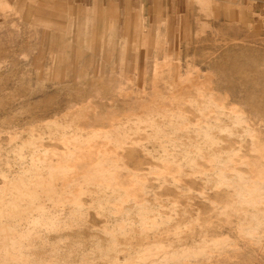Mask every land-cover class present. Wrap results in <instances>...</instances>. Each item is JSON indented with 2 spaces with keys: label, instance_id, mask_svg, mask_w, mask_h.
I'll list each match as a JSON object with an SVG mask.
<instances>
[{
  "label": "rangeland",
  "instance_id": "1",
  "mask_svg": "<svg viewBox=\"0 0 264 264\" xmlns=\"http://www.w3.org/2000/svg\"><path fill=\"white\" fill-rule=\"evenodd\" d=\"M145 1L0 0V264H264V0Z\"/></svg>",
  "mask_w": 264,
  "mask_h": 264
},
{
  "label": "crops",
  "instance_id": "2",
  "mask_svg": "<svg viewBox=\"0 0 264 264\" xmlns=\"http://www.w3.org/2000/svg\"><path fill=\"white\" fill-rule=\"evenodd\" d=\"M4 1L9 3L10 5H12V3L17 2V0H4ZM94 1L95 0H74L76 4L78 3V4H84V5L92 4ZM101 1H107L108 3L115 4L117 5L119 9H124V8H129V7L130 8L142 7L145 10L146 8L145 0H138L139 1L138 5H134V0H101ZM160 2H161V6H163L162 0H160Z\"/></svg>",
  "mask_w": 264,
  "mask_h": 264
}]
</instances>
